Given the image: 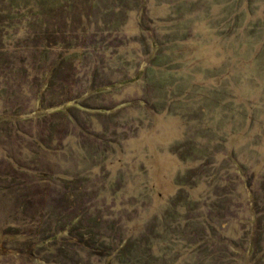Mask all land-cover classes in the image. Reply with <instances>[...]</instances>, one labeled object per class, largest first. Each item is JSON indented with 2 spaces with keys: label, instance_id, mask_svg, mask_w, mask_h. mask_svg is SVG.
<instances>
[{
  "label": "rangeland",
  "instance_id": "1",
  "mask_svg": "<svg viewBox=\"0 0 264 264\" xmlns=\"http://www.w3.org/2000/svg\"><path fill=\"white\" fill-rule=\"evenodd\" d=\"M0 264H264V0H0Z\"/></svg>",
  "mask_w": 264,
  "mask_h": 264
},
{
  "label": "trees",
  "instance_id": "2",
  "mask_svg": "<svg viewBox=\"0 0 264 264\" xmlns=\"http://www.w3.org/2000/svg\"><path fill=\"white\" fill-rule=\"evenodd\" d=\"M57 237H58V235L54 234V235H52L50 237H46L45 239L43 238L42 240L43 241H54V240L56 241L57 240Z\"/></svg>",
  "mask_w": 264,
  "mask_h": 264
}]
</instances>
